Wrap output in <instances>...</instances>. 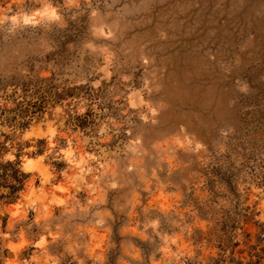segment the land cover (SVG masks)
<instances>
[{
    "label": "clouds",
    "instance_id": "9594fccd",
    "mask_svg": "<svg viewBox=\"0 0 264 264\" xmlns=\"http://www.w3.org/2000/svg\"><path fill=\"white\" fill-rule=\"evenodd\" d=\"M151 5L0 0V264H264L251 225L218 239L236 198L264 225V146L162 127L156 73L137 77ZM81 9L86 38L62 35ZM37 86L43 110L13 112Z\"/></svg>",
    "mask_w": 264,
    "mask_h": 264
},
{
    "label": "rangeland",
    "instance_id": "374dc122",
    "mask_svg": "<svg viewBox=\"0 0 264 264\" xmlns=\"http://www.w3.org/2000/svg\"><path fill=\"white\" fill-rule=\"evenodd\" d=\"M108 3L114 0H94L102 8ZM75 11L81 15L69 19L62 35L86 38L88 13L72 10L68 16ZM135 31L151 57L148 71L141 67L137 77H151L154 71L162 86L155 96L169 105L162 113V127L185 123L210 138L219 128L231 126L236 129L234 147L264 146V0H152ZM30 84L23 83L26 97ZM245 84L246 92L241 90ZM5 86L0 80V88ZM47 91L51 93L52 86ZM33 95L40 99L20 101L12 111L20 116L42 111L46 100L39 86ZM245 225L256 228L258 242L264 239V225L253 223L236 198L218 229L221 247L231 246L236 227ZM215 264H223V258Z\"/></svg>",
    "mask_w": 264,
    "mask_h": 264
},
{
    "label": "trees",
    "instance_id": "16d2710c",
    "mask_svg": "<svg viewBox=\"0 0 264 264\" xmlns=\"http://www.w3.org/2000/svg\"><path fill=\"white\" fill-rule=\"evenodd\" d=\"M7 167H11V165H8Z\"/></svg>",
    "mask_w": 264,
    "mask_h": 264
}]
</instances>
